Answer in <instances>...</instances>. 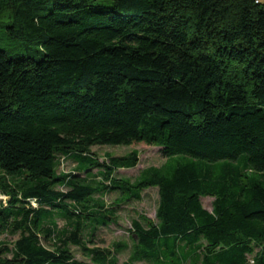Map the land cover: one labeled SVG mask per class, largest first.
Listing matches in <instances>:
<instances>
[{"label":"trees","instance_id":"trees-1","mask_svg":"<svg viewBox=\"0 0 264 264\" xmlns=\"http://www.w3.org/2000/svg\"><path fill=\"white\" fill-rule=\"evenodd\" d=\"M135 145L165 163L134 181L92 152ZM148 189L123 264H264V3L0 0V264H118L104 200Z\"/></svg>","mask_w":264,"mask_h":264},{"label":"rangeland","instance_id":"rangeland-1","mask_svg":"<svg viewBox=\"0 0 264 264\" xmlns=\"http://www.w3.org/2000/svg\"><path fill=\"white\" fill-rule=\"evenodd\" d=\"M160 149L146 145H135L131 147H94L92 152L95 153L99 160L102 162L110 155L113 157H122L132 152L138 154V165L132 170H120L116 173L117 178L129 179L134 181L139 174L150 168L160 167L165 163L160 155ZM75 172V165L70 161H64L58 169V173H72ZM63 190V189H62ZM116 194L108 195L105 198L107 205L113 206L117 212V223L110 225L107 228H100L93 239L94 247L98 249L109 250L115 254L118 264L126 263L132 253V238H131V221L137 219L138 216H143L153 222H157L156 213L158 209L159 196L157 189H148L142 193V200L139 202H128L115 206L113 204L117 199ZM7 201V199L0 194V202ZM201 204L207 211H212L213 198L205 197L200 199ZM34 206V205H33ZM59 226L62 222L59 221ZM17 237H4L0 236V241H6L12 244ZM116 245H122V251L116 248ZM121 251V252H120ZM259 250H256V252ZM74 259L78 262L90 263L89 259L85 258L82 253L76 249L71 248ZM255 252V253H256ZM252 257H248L249 261ZM137 264H149L146 262Z\"/></svg>","mask_w":264,"mask_h":264},{"label":"crops","instance_id":"crops-1","mask_svg":"<svg viewBox=\"0 0 264 264\" xmlns=\"http://www.w3.org/2000/svg\"><path fill=\"white\" fill-rule=\"evenodd\" d=\"M259 3H264V0H258Z\"/></svg>","mask_w":264,"mask_h":264}]
</instances>
